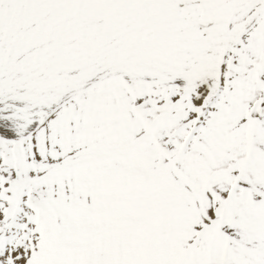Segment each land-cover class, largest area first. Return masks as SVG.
I'll return each mask as SVG.
<instances>
[{
	"label": "snow or ice",
	"instance_id": "1",
	"mask_svg": "<svg viewBox=\"0 0 264 264\" xmlns=\"http://www.w3.org/2000/svg\"><path fill=\"white\" fill-rule=\"evenodd\" d=\"M0 264H264V0H0Z\"/></svg>",
	"mask_w": 264,
	"mask_h": 264
}]
</instances>
